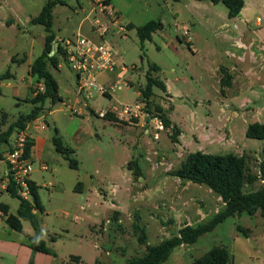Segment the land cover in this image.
Wrapping results in <instances>:
<instances>
[{"label": "rangeland", "instance_id": "1", "mask_svg": "<svg viewBox=\"0 0 264 264\" xmlns=\"http://www.w3.org/2000/svg\"><path fill=\"white\" fill-rule=\"evenodd\" d=\"M48 1L0 0L2 130L33 109L26 99L29 91L38 89V85L32 84L28 88L31 81L37 80L29 75V71L41 56L47 37L44 25L34 23V19ZM248 1L254 6L251 30H243L244 40L247 42L253 37L257 46H264V32L259 37L254 34L258 29L257 18H264L259 12L261 2ZM211 3L210 0L204 3L195 0H112V7L122 14L119 18L111 8L103 12L96 0H65V4L54 8L53 30L60 44L80 34L102 41L113 50L117 64L115 71H107L97 78L98 85L113 97L98 89L91 90L90 97L87 92L80 94L77 76L64 60L60 61L59 71L50 67L60 83L64 103H47L42 116L27 126V131L41 143V154L33 160L31 176L40 186L44 206V211L37 213L40 230L35 231L30 222L24 221V232L19 233L2 217L0 264H33L35 253L25 260L26 253L20 247L29 248L32 241L40 240L56 255L44 264H76L72 257H80V264H96L97 259L101 264H124L128 259L146 253V246L139 244L133 228L138 215L149 245L171 238L186 224L195 226L209 221L224 209L221 197L206 185L183 181L173 175L187 155L198 149L205 153L247 156L250 172L259 179L245 190L257 191L264 185L261 174L264 140L246 137L250 123L264 120V105L245 114L237 109V115L231 112L223 120L214 115L216 103L222 99L218 67L236 65L239 74L250 71L251 76H247L241 87L243 93L232 100L239 108L246 100L245 96L255 98L249 86L264 92V55L254 48L257 57L253 59L251 51L239 50L232 40L225 39L219 26L228 20L227 8L223 3L215 6ZM150 21H162L164 29L153 34L152 40L145 42L142 48L136 28ZM129 24L135 28L128 30ZM119 26L125 31L118 32ZM103 28L107 31L101 39ZM232 32L233 36H238L236 30ZM227 50L235 56L227 55ZM244 52L247 58L242 62L238 56ZM150 64L160 67L158 76L173 96L155 88L152 108L164 107L167 116L174 123L182 124L191 136L189 139L200 148L196 144L188 148L187 142L178 145L174 138L179 141V135L172 127L165 126L156 138L158 131L151 118L143 125V120L120 115L123 107L143 101L139 89L146 86L145 75ZM112 107L113 111H107ZM102 110L107 111L103 118L98 116ZM108 114L115 117L113 122L106 120ZM195 115L198 122H202L200 131L191 126ZM156 116L155 113L153 117ZM209 122L215 125L227 123L229 127L216 128ZM56 130L65 146L75 150L72 158L79 162V169H71L68 161L56 152L53 144ZM131 161L137 164L140 175L135 169L130 170ZM42 165L48 169L43 170ZM79 182L83 183L81 190L77 187ZM0 203L9 205L11 214L17 215L18 198L0 190ZM113 209H118L121 214L115 216V223L106 222ZM218 245L229 247L234 264H264V217L258 212L254 216L243 214L229 218L197 244L176 249L164 264H190Z\"/></svg>", "mask_w": 264, "mask_h": 264}, {"label": "trees", "instance_id": "2", "mask_svg": "<svg viewBox=\"0 0 264 264\" xmlns=\"http://www.w3.org/2000/svg\"><path fill=\"white\" fill-rule=\"evenodd\" d=\"M210 1L215 4L223 3L228 9L229 18L238 17L245 5L244 0ZM63 4H65V0H49L40 14L34 19V23L44 25L47 37L43 52L31 65L30 73L43 81L44 89L38 92L35 97L28 99V102L33 105V109L29 114L21 115L18 120L12 123L6 130L0 129V151L5 150L15 133L25 130L30 122L42 116L47 103L54 105L61 100L59 84L51 72L50 67L58 70L60 61H65L61 44H59V51L51 55L55 50L56 43H59L53 30V10L57 5ZM127 28L128 30H132L135 26L129 24ZM163 29L164 24L162 21H150L143 26L137 27L136 32L141 47L144 48L145 42L151 41L153 34ZM160 70L157 64L149 65L145 75L146 86L145 88L139 89V92L147 105L149 113L153 114V112H155L165 126L169 128L172 126V123L164 109L161 106H156L154 109L152 108V99L155 96L154 89L160 88L165 92L167 91L165 82L158 76ZM221 82L225 87H229L232 84V76L226 69H222ZM32 93H34V91H32ZM107 118L112 121L115 119L111 114H108ZM173 129L176 131L177 135L180 134L177 127H173ZM246 137L264 140V124L258 122L249 124ZM174 141L179 142L177 137L174 138ZM53 144L56 152L68 161L71 169H79V162L72 158V155L75 154V150L65 146L62 138L59 136L58 130H56V136L53 138ZM33 146L34 141L31 140L27 150L28 156H31ZM128 166L130 170L135 169V172L140 175L139 168L135 162L131 161ZM261 174L264 175V167H262ZM173 175L183 181L198 185H206L221 197L225 204L224 209L205 223H200L195 226L186 224L179 230L178 234L173 235L171 238L157 245H149L147 243L148 237L146 230L144 227L140 226L136 220L133 228L139 244L146 246V253L140 257H132L124 264H164L169 260L176 249L184 245L191 246L197 244L203 236L212 233L229 218L241 216L243 214L254 216L258 212L264 217V185L257 191L245 190L246 186L254 184L259 179L257 175L250 172L248 158L245 155L211 154L202 151L193 152L187 155L181 167ZM77 187L81 190L83 183L79 182ZM30 188L32 191V199L28 201L22 199L18 195L13 184L8 187V195L20 200L17 215L10 213L9 205L0 203V209L4 212V218H6L7 224L12 230L19 233L24 232V221L30 222L35 231L40 230V221L35 213V211H44L40 196V187L35 182L30 181ZM240 230L242 229L240 228ZM245 234V236L248 237L247 232ZM29 247L33 253L41 252L54 255V252L42 240L32 241ZM72 259L76 261V264H80L81 262L80 257H73ZM96 264L101 263L97 260ZM190 264H234V256L228 246L218 245L211 248L200 258L193 259Z\"/></svg>", "mask_w": 264, "mask_h": 264}, {"label": "built area", "instance_id": "3", "mask_svg": "<svg viewBox=\"0 0 264 264\" xmlns=\"http://www.w3.org/2000/svg\"><path fill=\"white\" fill-rule=\"evenodd\" d=\"M108 1L96 0L103 12L108 8L106 6ZM106 31L107 29L104 28L100 31L99 37L101 39H103ZM117 31H125V28L119 26ZM61 46L65 62L77 76L79 91L81 93L87 92V97L91 96L90 91L93 89H98L103 94H106L108 91L98 85L97 78L107 71H115L117 64L113 50L102 41L97 42L80 34L72 39L64 40ZM53 54L54 52L51 55ZM120 68L124 69V67ZM99 115L103 118L106 114L105 112H100ZM120 115L128 119L143 120V125L147 123L146 120L151 118V121L155 122V127L158 131L155 135L156 138L159 137L160 131L165 130L163 121L158 115L153 117L155 115L154 112L153 114L149 113L144 101L123 107ZM30 141L31 137L27 129L21 130L14 134L5 150L0 151V178L2 180L0 190L5 191L8 195V187L13 184L18 195L28 201L32 199L30 181L33 173V159L27 154ZM42 169L47 170L48 168L42 166ZM2 217H4V212L0 209V219Z\"/></svg>", "mask_w": 264, "mask_h": 264}, {"label": "crops", "instance_id": "4", "mask_svg": "<svg viewBox=\"0 0 264 264\" xmlns=\"http://www.w3.org/2000/svg\"><path fill=\"white\" fill-rule=\"evenodd\" d=\"M195 1L198 2V3H204L207 0H195ZM247 1L248 0H244V3H245L244 8L242 9V11H241V13H240V15L238 17L229 18L228 12H227L228 20H226L223 24H221L219 26V30H220L221 35L225 39H227L228 41L229 40H232V44H233L234 47H236L239 50L251 51L250 56L253 59H255L257 57V54L255 53L254 48H257V50L258 51H261L263 53V55H264V52H263L264 51V46H259V45L257 46L256 45V39L253 38V37L250 40H247V42L244 40L245 38L243 37V30L244 29L251 30L250 25H251V22H252V8L254 6V5H252L251 1H248V2ZM260 2H261V8H259V12L264 17V0H260ZM107 4H108V8L109 9L111 8V11L112 12L116 13L117 15H119L118 18L122 15L118 10H116L114 7H112V0L108 1ZM211 5L212 6H215L216 4L212 2ZM227 11H228V9H227ZM263 22H264V18H263V20H260V18H257L256 27H258V29H256L255 32H254L255 35H258L257 37H259V35H261L262 32H264ZM233 30H236L238 32V34H237L238 36L237 37L233 36V32H232ZM239 34H240V36H239ZM57 39H58V37H57ZM59 44H60V42H59ZM190 44H192V42ZM227 55H231L232 57H234L235 56V53L231 52L230 50H227ZM260 57H262V56H260ZM246 58H247V54L245 52L243 53V55L238 56V59L240 61H242V62L245 61ZM60 68H61V65L59 66V69L57 71H59ZM51 69L52 68H50V70ZM222 69H226L230 73V75L232 76V84L229 87H225L224 85H222V82H221L222 81ZM238 70H239V68L236 65L232 66L231 68L230 67H225V66H219L218 67V71L220 72V75H221V76L219 75L218 82L221 85V95H222V99L219 102L216 103L217 112H215L214 115H217L219 117V119H221V120H223V117L224 116H227L228 117V115L231 112H234L235 115H237V113H236L237 109H241L242 112H243V114H245V113H251V112L255 111L256 109L259 110L260 109V106L261 105L262 106L264 105V92L262 93V92H260L258 90H255V89H258V88L252 87V86H249L248 88H250V91L253 93V95L255 96V98L252 99V97H250V96H247V97L245 96L246 100L240 104V107L239 108H238V106L234 105V103L232 102V100L237 99L238 97H240L241 93H243V92H241L242 91L241 90V87L245 84V82H243V81H246L248 79L247 76H251L250 71H244V74H239L238 73ZM121 71L122 72H126V70H123V68H122ZM102 74H104V73H102ZM29 75L32 76L33 78H36L37 80L31 81L28 84V88L32 84L38 85V89L29 91V94L30 95H29L28 98L31 99L32 97H35L38 92L43 91L44 84H43V81L42 80H39L37 76L32 75L30 73V71H29ZM101 75H99L98 78ZM240 80H242V81H240ZM57 82H58V80H57ZM58 84H59L60 96H61V100L59 102L64 103V98L61 95V86H60V83L59 82H58ZM77 85H78V81H77ZM166 86H167V84H166ZM262 90H263V88H262ZM32 91H34V93H32ZM154 92H155V90H154ZM166 93L170 94L169 89H168V86H167ZM80 94H82V93L80 92ZM106 95L108 97H110V98L113 97V95H111L108 92H107ZM170 96H172V95L170 94ZM28 98L26 99L27 102H28ZM162 108L164 109V107H162ZM113 110H114V107L108 109L107 111H113ZM107 111H103L102 110L100 112H107ZM75 113H76V111H75ZM92 113L94 115H96V113H95L94 110H92ZM99 113H98V116L101 117L99 115ZM78 114H80V113H78ZM82 114L83 113L81 112V115ZM168 118L170 119L169 115H168ZM194 118H195V121L191 124V126L195 130L197 128L198 131H200L199 125H202L201 124L202 122H198L200 120H198L197 115H195ZM106 120L109 121V122H113L112 120H109L108 118ZM44 122H45V124L48 125V122H46V121H44ZM257 122L258 123H261V124H264V120H259ZM171 123H172V126H171L172 128L173 127H177L178 130L180 131V134H179V143L177 142L178 145H180V143L183 144V143L187 142L189 144L188 145V148H190L191 145H193V144L198 145L197 147L200 148L199 147L200 145L198 143H195V142H193V140L189 139L191 136L186 132V130H184V127L182 126V124H176L172 120H171ZM209 123H211V122H209ZM211 124L214 127H216V128H219V127H229L227 123L221 124L219 122L216 125L213 124V123H211ZM250 124H252V123H250ZM196 125H198V127ZM131 126L134 128V127L139 126V125H135V126L129 125V127H131ZM140 127H141V124H140ZM28 133H29V135L31 137V140L34 141V146L32 148L31 157H32L33 160H36L40 156V154H41L40 153V149H41L40 144L41 143L38 140L35 139V137L33 136V133L32 132H29V130H28ZM198 151L204 152L202 149H198ZM31 181L35 182L32 178H31ZM116 210H118V209H115V210L113 209V211L115 212V215H113L114 214V212H113V214L110 215V217L107 218V221L106 222H108V220H110L111 222L113 221V223H115V221H117V217H115V216L117 214H119L120 211L119 210L116 211ZM10 213H11V210H10ZM35 213L37 214L38 212L35 211ZM37 216H38V214H37ZM137 221H138V223L140 221V216L139 215H138V220ZM104 222L105 221H102V223H104ZM135 222H136V220L134 221V223ZM134 223H133V225H134ZM20 249H22L26 253L25 260H26V258H27V260H29L30 257H31V253H32V250L30 249V247L28 248L26 246L21 245ZM52 255L51 254L41 253V252H36L34 254L33 264H44V262H46V261H51L52 260V257H51ZM53 256H56L55 253H54ZM72 260H74V259H72ZM97 260H99V259H97Z\"/></svg>", "mask_w": 264, "mask_h": 264}, {"label": "water", "instance_id": "5", "mask_svg": "<svg viewBox=\"0 0 264 264\" xmlns=\"http://www.w3.org/2000/svg\"><path fill=\"white\" fill-rule=\"evenodd\" d=\"M59 51V43H56L54 53H57Z\"/></svg>", "mask_w": 264, "mask_h": 264}]
</instances>
